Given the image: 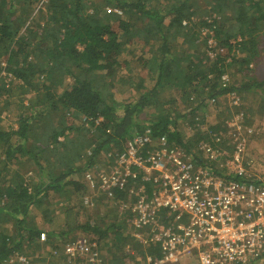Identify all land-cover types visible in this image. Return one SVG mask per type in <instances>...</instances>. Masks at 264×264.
<instances>
[{"label": "trees", "instance_id": "obj_1", "mask_svg": "<svg viewBox=\"0 0 264 264\" xmlns=\"http://www.w3.org/2000/svg\"><path fill=\"white\" fill-rule=\"evenodd\" d=\"M41 2L0 0V120L7 123H0V264L15 254L50 261L79 239L97 243L103 264L112 247L111 264H122L117 254L127 239L143 262L159 259V244L132 238L126 219L139 190L129 198L130 186L137 181L150 197L161 181L131 166L134 176L110 188L109 199L85 177L96 173L100 154L117 165L134 137L151 141L138 155L163 140L214 178L264 185L219 165L237 153L239 136L218 137L215 127L192 142L180 128L202 123L227 94L240 102L241 127L251 122L242 101L263 102L264 0H49L40 9ZM124 91L130 95L118 99ZM84 196L94 201L91 214ZM98 204L108 213L96 222Z\"/></svg>", "mask_w": 264, "mask_h": 264}, {"label": "built area", "instance_id": "obj_2", "mask_svg": "<svg viewBox=\"0 0 264 264\" xmlns=\"http://www.w3.org/2000/svg\"><path fill=\"white\" fill-rule=\"evenodd\" d=\"M236 136L240 137V133ZM150 143L147 136L134 137L108 173L96 171L85 176L91 188L98 185L109 199L113 198L110 188L123 184L126 176H134L131 166L146 173L144 180L161 181L150 197L141 187L137 190V200L130 208L133 216L126 219L135 239L143 245L159 244L161 257L148 256L145 262L127 264L174 263L192 255L198 264H263L264 185L214 178L208 170L195 167L185 155L168 152L163 140L156 146L159 152L151 144L154 149L143 152L145 156L138 155L144 144ZM243 146L240 138L237 153L225 166L230 172H243L238 166ZM203 149L210 153L206 155L215 157L210 148L203 145ZM162 150L166 154H161ZM91 200L84 196L83 203L88 207ZM144 228L148 231L142 232ZM39 240L44 242L46 234L41 233ZM99 251L96 242L79 239L53 251L52 260L38 264H103ZM3 264L31 263L26 256L15 254Z\"/></svg>", "mask_w": 264, "mask_h": 264}, {"label": "rangeland", "instance_id": "obj_3", "mask_svg": "<svg viewBox=\"0 0 264 264\" xmlns=\"http://www.w3.org/2000/svg\"><path fill=\"white\" fill-rule=\"evenodd\" d=\"M49 2V0H42V2L37 6L40 9H44L45 5ZM36 7V8H37ZM264 60V58L262 59ZM259 76L261 78H264V67L259 70ZM123 95H130L128 91H124L122 95L117 94L118 99H121ZM250 98L247 100H243V106L245 109H242L245 113L247 114V120L250 119L251 122L249 124L241 125L239 124L240 122H243L242 117L237 115L236 113V108L239 106V100L232 94H227L223 97H221L218 101V104L215 106L208 107L206 110L205 114H203V122L199 123L200 121L196 122L192 126H187L186 122H181L180 128L182 134L185 136V140H190L192 142L196 141L194 138H192L197 131L205 132L210 134V129L218 127V129L213 133L214 135L220 137L224 135H229L233 136L236 134L240 133V138L241 140L244 141V146L241 151V160L238 164V166L243 170L244 173L247 174L248 178L250 180H258L264 182V97H263V102H259L258 98L254 95H249ZM236 106V107H234ZM241 106V105H240ZM229 108V109H228ZM234 108V109H233ZM230 118H228V115ZM143 117V116H142ZM200 120V115L197 118ZM0 123L2 126L5 127L6 120H0ZM226 123V124H225ZM244 123V122H243ZM14 125V124H12ZM228 126L229 130L224 129L223 127ZM15 127V125H14ZM212 131V130H211ZM215 139V138H214ZM213 140V139H212ZM207 142V141H206ZM154 148L159 152L160 149H157L156 146ZM165 149L170 151L169 148L166 146ZM166 154L165 150H162L161 154ZM100 162L97 163L94 167L93 170H96L97 172H106L109 170L111 165L107 164V161H104L105 158H103L102 154ZM206 155V154H205ZM204 155V157H205ZM232 156V155H230ZM103 159V161H101ZM231 160H228L226 162L223 161V163H220V166H226L228 163H230ZM235 168H237V164H235ZM87 173V172H86ZM91 173V172H88ZM138 174L137 172H135ZM144 178L146 176V173H143ZM144 181V180H143ZM132 185V184H131ZM141 187L137 181L130 186L129 188V193L128 197L130 198V195H132V190L135 186ZM138 190V189H137ZM97 194H95L96 198ZM92 198V196H89ZM57 196L51 195L49 196L50 201L55 202ZM92 204L88 205V214H91V208H93L94 201L91 200ZM101 203V202H99ZM97 204V202H96ZM99 205V204H98ZM60 206V205H59ZM59 206L57 205L55 207V212H59L58 208ZM108 208L106 204L102 207V204L99 205V211L92 218V220L99 222V218L102 217V215L106 212L108 213ZM59 218L60 221L62 220V215ZM86 219V216L82 215L80 218V221H83ZM97 219V220H96ZM148 229L144 228L142 229V232H147ZM127 232L130 233L132 238L134 237V233L128 228ZM135 238V237H134ZM109 244L110 240H108ZM126 242L129 244L126 245L125 250L122 252H119L117 254V259L116 262H120L122 264H127L128 262L131 261H142L140 255L137 253L135 248L131 245L132 240L127 239ZM125 241L122 242H117V245H123L126 243ZM115 244V242H114ZM113 244V245H114ZM112 245V246H113ZM115 252V248L112 247L110 250L106 251L105 255L107 257V263L111 264V260L114 258L113 254ZM132 255V257L130 255ZM116 259V258H115ZM166 264H198L197 259L194 255L192 256H185L181 257L178 261L174 263H166ZM264 264V263H263Z\"/></svg>", "mask_w": 264, "mask_h": 264}]
</instances>
